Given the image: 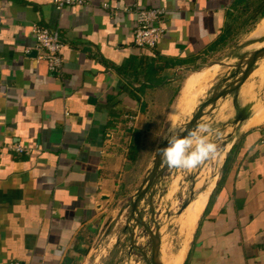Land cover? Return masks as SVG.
Listing matches in <instances>:
<instances>
[{"label": "crops", "instance_id": "1", "mask_svg": "<svg viewBox=\"0 0 264 264\" xmlns=\"http://www.w3.org/2000/svg\"><path fill=\"white\" fill-rule=\"evenodd\" d=\"M132 6L165 11L155 49L133 45ZM262 19L264 0H89L62 10L0 0V264H87L150 170L181 94L197 89L186 92L187 82L215 65L199 67L218 54L209 48L226 28L239 35L222 50L259 42ZM35 24L60 36L58 72L39 59ZM234 112L181 264H264V122L244 129L252 112L233 125Z\"/></svg>", "mask_w": 264, "mask_h": 264}, {"label": "rangeland", "instance_id": "2", "mask_svg": "<svg viewBox=\"0 0 264 264\" xmlns=\"http://www.w3.org/2000/svg\"><path fill=\"white\" fill-rule=\"evenodd\" d=\"M263 28L264 20L262 19L253 32V36L263 35ZM242 40L238 42L237 47L221 50L205 65H199L201 69H204L205 66L215 64L206 69L219 67V72L217 75L199 82L196 90L188 94H181L171 113L172 122L183 115L179 122L184 127L197 108L209 99L216 89H222L229 83L222 80L234 72L240 59L264 46V38L253 45L250 44L252 43L250 40L246 42H242ZM261 67H264V59L256 63V72L252 73L246 81L241 97L238 96L239 93H236L219 100L211 113H209L210 107L206 109V115L199 121V123H210L214 129L219 131V137L210 136V139L218 144L219 150L221 149L219 155L196 169L167 168L140 201L138 210L142 221L150 227L152 232L155 231L156 226L159 227L160 235L164 232V235L160 236L159 261L161 264H170L181 251L187 249L188 244L190 246V236L209 194L205 188L214 184L217 168L224 151L223 144L232 139L226 136L233 132L230 122L233 120L234 111L237 112L244 105L253 104L249 109L252 116L245 123L244 129L253 128V125L257 127L255 125L264 122V68L260 69ZM195 98L197 100L194 105L189 107ZM255 109L259 110L257 120L253 118L256 113ZM190 113L192 115L188 117ZM251 125L252 127H249ZM237 134L238 130L235 132V135ZM235 135L233 134V136ZM189 202L190 204L181 212L182 206ZM131 232L134 233L133 242L130 238ZM178 236L182 237L183 248L175 254L174 249L171 248V242L177 248L179 246V241L176 240ZM131 243L137 248L131 247ZM143 253L146 254V258L143 257ZM149 258L150 240L143 228L136 226L135 221L131 218L130 201L127 206L121 209L119 216L98 235L91 248L87 264H147Z\"/></svg>", "mask_w": 264, "mask_h": 264}, {"label": "water", "instance_id": "3", "mask_svg": "<svg viewBox=\"0 0 264 264\" xmlns=\"http://www.w3.org/2000/svg\"><path fill=\"white\" fill-rule=\"evenodd\" d=\"M264 59V46L252 51L246 57L240 59V62L237 66H235L234 72L229 76L224 78L223 82H229L224 88L216 89V91L211 95L209 99L203 102L192 115L189 122L184 125V128L193 129L199 121L206 115L205 111L210 107V112L215 108L216 103L225 99L227 96L238 93L240 87L248 80L250 75L253 73L256 67V63L259 60ZM243 67V68H242ZM251 105H248L241 110L236 112L233 125L239 124L245 121L249 117V109ZM187 133H185L186 135ZM167 146V141L163 142L159 148H163ZM168 167L164 165L159 157V154L156 153L150 170L148 171L146 177L142 181L140 187L138 188L133 201L131 202V218L135 221L136 226H141L143 230L146 232L149 240H150V258L147 264H160L157 261V255L160 246V237H159V227L156 226L154 232L150 229V227L145 224L140 216V212L138 210V205L140 201L144 198L149 190L152 189L156 181L162 176L164 171ZM188 203L184 204L181 208V212L186 208ZM131 241L133 242L134 233L130 234ZM131 247L137 248L133 243H131ZM144 258H146V254H142Z\"/></svg>", "mask_w": 264, "mask_h": 264}, {"label": "built area", "instance_id": "4", "mask_svg": "<svg viewBox=\"0 0 264 264\" xmlns=\"http://www.w3.org/2000/svg\"><path fill=\"white\" fill-rule=\"evenodd\" d=\"M57 10L66 7H82L89 3V0H52ZM104 7H106L104 5ZM134 16V30L132 42L136 48L153 50L162 39L165 28L162 19L165 15L163 9H145L132 6L124 10ZM32 35L35 40V50L40 53L39 59L46 62L50 72H58L62 67L61 50L63 43L57 31L40 24L32 26ZM129 125H132V118L128 117ZM16 154H28L25 146L14 145L11 147ZM9 264H20L12 262Z\"/></svg>", "mask_w": 264, "mask_h": 264}, {"label": "clouds", "instance_id": "5", "mask_svg": "<svg viewBox=\"0 0 264 264\" xmlns=\"http://www.w3.org/2000/svg\"><path fill=\"white\" fill-rule=\"evenodd\" d=\"M212 135L219 137L220 133L210 123L201 122L186 130L173 121L163 136L167 146L158 147L156 152L168 168L196 169L219 155L218 144L210 139Z\"/></svg>", "mask_w": 264, "mask_h": 264}, {"label": "bare ground", "instance_id": "6", "mask_svg": "<svg viewBox=\"0 0 264 264\" xmlns=\"http://www.w3.org/2000/svg\"><path fill=\"white\" fill-rule=\"evenodd\" d=\"M262 31H263V35H264V28L262 29ZM264 68V67H263ZM262 67L260 68V69H263ZM259 69V68H258ZM260 71V70H259ZM218 72H219V67H217V68H215V69H208L206 72H203V73H200L199 75H198V77L196 78H191L188 82H187V84H186V92L187 91H189L190 90V88H192L194 85H197L198 86V84H199V82H202V81H205V80H207L208 78H210V77H213L214 75H217L218 74ZM254 72H256V70H254L253 71V73ZM224 102V101H223ZM218 104H220V103H218ZM218 108H219V106H218ZM256 110V113H255V115L253 116V118L254 119H258V116H259V110L258 109H255ZM193 113V112H192ZM190 115H192L191 113L188 115V117L190 116ZM187 117V118H188ZM191 117V116H190ZM231 132V131H230ZM235 136H237V135H235ZM228 145V144H227ZM221 150V149H220ZM222 156V155H221ZM190 204V202L188 203V205ZM187 205V206H188ZM186 206V207H187ZM164 235V232L160 235L159 234V237L161 236H163ZM160 237V238H161ZM160 244H161V240H160ZM159 249H160V246H159ZM184 254H185V250H183V251H181L172 261H171V263L170 264H181V262H182V260H183V257H184ZM157 261L160 263V261H159V251H158V255H157ZM161 264V263H160Z\"/></svg>", "mask_w": 264, "mask_h": 264}, {"label": "trees", "instance_id": "7", "mask_svg": "<svg viewBox=\"0 0 264 264\" xmlns=\"http://www.w3.org/2000/svg\"><path fill=\"white\" fill-rule=\"evenodd\" d=\"M238 35V33H232L226 28L224 32L219 35L214 45L209 48L208 52L217 53L221 51V46H224L229 40L233 41Z\"/></svg>", "mask_w": 264, "mask_h": 264}]
</instances>
